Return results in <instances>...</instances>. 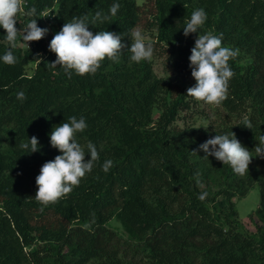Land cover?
Here are the masks:
<instances>
[{
  "label": "trees",
  "instance_id": "16d2710c",
  "mask_svg": "<svg viewBox=\"0 0 264 264\" xmlns=\"http://www.w3.org/2000/svg\"><path fill=\"white\" fill-rule=\"evenodd\" d=\"M113 2L24 0L16 27L25 28L33 18L43 27V15L53 14L50 25L59 32L73 17L91 20ZM118 2L110 21L89 30L121 33L128 45L132 29L149 31L154 39L146 42L154 55L184 77L191 75L188 57L198 37L184 35L185 20L204 8L208 19L201 34L222 33L223 45L239 49L229 61L234 75L227 94L219 104L198 101L187 95L191 86L159 77L153 58L131 62L127 48L117 59L101 61L95 74L69 76L63 67H51L56 54L47 35L21 47L18 32L16 62H0V264H264V158L255 156V147H264V0ZM32 7L36 17L25 14ZM5 35L0 28V54L11 48ZM21 91L23 100L17 98ZM196 112L209 123H190ZM70 116L86 119L77 140L95 143L99 158L68 194L43 205L35 199V178L61 154L51 146L50 133ZM231 131L254 156L244 175L204 157L199 148ZM32 136L38 150L27 153L20 145ZM109 159L113 165L104 172L101 165ZM256 183L260 200L249 214L256 227L250 231L236 198ZM201 192L208 194L203 201L197 198ZM177 203L179 211H171L169 205ZM115 217L126 240L142 245L138 257L120 249L121 236L109 225Z\"/></svg>",
  "mask_w": 264,
  "mask_h": 264
},
{
  "label": "clouds",
  "instance_id": "9594fccd",
  "mask_svg": "<svg viewBox=\"0 0 264 264\" xmlns=\"http://www.w3.org/2000/svg\"><path fill=\"white\" fill-rule=\"evenodd\" d=\"M24 0H0V28L6 30L4 39L11 44V48L0 54V62L14 64L17 57L13 53L18 32L22 31L23 41H38L45 37L49 29L38 26L37 18H33L25 28L16 27L17 15L24 11ZM120 9L118 0L109 6L107 12L97 10L89 20L87 15L73 17L65 23L50 41L49 50L56 54V60L51 67H63L71 76L74 71L78 75L95 74L106 57L115 60L122 49L127 48L131 53V62L151 60L154 55V46L146 42V37L138 28L130 32L131 44L123 41V35L114 31L100 30L95 34L89 26L103 24L110 21ZM29 17L38 15L37 9L32 7L25 13ZM208 19L204 8L194 9L190 17L185 20L183 33H198L191 54L188 57L191 75L196 83L187 89V95L207 104H219L226 96L230 79L234 73L229 61L234 59L239 49L222 44L223 34L206 32L201 29ZM17 98L24 99V93H17ZM245 126H248L247 124ZM88 127L86 119L81 116L67 117L66 121L54 126L50 133V144L60 151L53 160L46 161L35 178L37 191L35 199L43 205L54 203L68 194L73 186L80 183L87 173H91L94 163L99 158L97 145L91 141L86 146L77 140V134L84 132ZM250 127V126H248ZM264 140V137L261 138ZM38 138L32 136L28 143L20 145L27 153L38 150ZM206 155L215 157L223 164H228L234 173L244 175L254 157L236 135L231 132L218 133L199 145ZM257 157L264 158V147H255ZM195 152V151H194ZM86 154L90 159H85ZM113 165L112 160H105L101 165L104 172H108ZM207 192H201L197 198L204 200Z\"/></svg>",
  "mask_w": 264,
  "mask_h": 264
},
{
  "label": "rangeland",
  "instance_id": "374dc122",
  "mask_svg": "<svg viewBox=\"0 0 264 264\" xmlns=\"http://www.w3.org/2000/svg\"><path fill=\"white\" fill-rule=\"evenodd\" d=\"M139 2L142 3L144 0H138ZM54 16L49 15H43V27L48 28L49 32L47 34V44L49 47L50 41L53 38V36L57 33L54 28L51 27L50 21L54 19ZM144 36L146 37V41L153 40V34H150L149 31L147 32H142ZM32 42V41H31ZM33 43V42H32ZM17 44L21 47H29L33 44H29L23 39L18 40ZM153 61H154V71L155 73L159 76L162 77L163 79H167L168 81H171L172 83L181 85V86H193L196 81L192 77V75L189 76H182L178 71H176L172 66H170L167 63V60L163 56H158V55H153ZM35 64H30L27 68V72L29 74L32 73L34 70ZM197 111V110H195ZM159 111L155 110L154 111V117H158ZM210 121V118L206 117L200 112H196L194 116L190 117L189 122L190 123H195L196 125H207ZM181 123V122H180ZM152 195H150L151 197ZM157 197V196H154ZM259 200H260V185L259 183H256L249 191V193L243 197V198H236V205L237 209L239 212V217L243 221V224L245 225L244 227L247 228L250 231H255L256 227L254 225V222L249 218V214L253 211H255L259 205ZM180 205L177 204H171L169 205V208L171 211L176 212L179 211ZM109 225L114 227L118 233L121 236V239L119 240V247L122 251H125L127 254L126 256L128 258L132 256L138 257L140 255V252H142V245L140 243H137L136 241H130L128 242L127 240L129 239L128 233L126 232L124 226L122 223L115 217L112 220H110ZM127 239V240H126Z\"/></svg>",
  "mask_w": 264,
  "mask_h": 264
}]
</instances>
